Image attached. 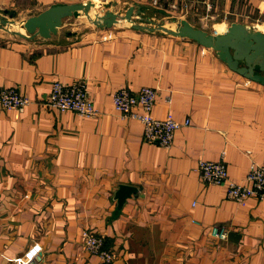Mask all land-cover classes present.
Masks as SVG:
<instances>
[{"label":"crops","instance_id":"obj_1","mask_svg":"<svg viewBox=\"0 0 264 264\" xmlns=\"http://www.w3.org/2000/svg\"><path fill=\"white\" fill-rule=\"evenodd\" d=\"M88 1L152 6L196 27L212 19L213 32L232 22L264 32V0H0V10L28 18ZM112 29L58 42L0 30V89L30 98L22 111L0 104V264H16L35 242L42 251L30 264H101L81 246L84 229L102 235L111 264H264V199L237 203L197 167L223 160L228 179L247 184L251 162L264 164V84L186 37ZM54 81H84L96 115L49 106ZM143 86L156 89L155 118L188 120L169 148L143 140L142 124L114 109L117 89ZM120 184L136 191L118 207ZM212 226L227 239H214Z\"/></svg>","mask_w":264,"mask_h":264},{"label":"built area","instance_id":"obj_2","mask_svg":"<svg viewBox=\"0 0 264 264\" xmlns=\"http://www.w3.org/2000/svg\"><path fill=\"white\" fill-rule=\"evenodd\" d=\"M160 0H152L153 6H158ZM175 8V5H172ZM109 34H104L107 39ZM156 89L143 86L137 91L119 88L113 94L114 109L123 118L138 120L143 126V140L157 143L169 148L173 142L175 131L182 125L171 114L163 119L155 118L152 109L155 104ZM47 104L58 110H72L82 117H94L96 110L89 99L86 83L64 84L54 81L51 86ZM30 103V98L21 93L16 87L0 89V104L6 109L22 111ZM198 172L200 179L206 184H227L226 195L237 203H244L248 198L264 199V164L251 162L247 175V184H237L228 179L226 165L223 160H199ZM210 235L217 240H226L228 230L224 226H212ZM80 243L83 249L97 255L101 264H111L114 252L105 248L104 238L88 229L81 232ZM38 242L31 244L22 254L15 258L16 264H30L41 253Z\"/></svg>","mask_w":264,"mask_h":264},{"label":"water","instance_id":"obj_3","mask_svg":"<svg viewBox=\"0 0 264 264\" xmlns=\"http://www.w3.org/2000/svg\"><path fill=\"white\" fill-rule=\"evenodd\" d=\"M94 3L88 1L83 4H53L36 15L29 16L23 21L22 28L27 34L20 35L33 38L41 36L47 38L61 26L62 19L68 16H78L81 12L96 28L107 29L120 22L119 15L111 10L104 14L95 13L92 17ZM143 6H130L122 17L130 28L144 31H164L173 36L186 37L198 44L213 49L218 57L227 66L240 75L261 84H264V32L254 29L240 22L230 23L224 32H213L196 27L186 19H182L176 29H169L162 24L150 27L138 24L133 20L143 12ZM9 18L16 15V11L3 10ZM0 23L3 25L13 24L14 21L3 18L0 13ZM134 186L120 184L114 193L118 207H121L132 192ZM232 234H229V237Z\"/></svg>","mask_w":264,"mask_h":264},{"label":"rangeland","instance_id":"obj_4","mask_svg":"<svg viewBox=\"0 0 264 264\" xmlns=\"http://www.w3.org/2000/svg\"><path fill=\"white\" fill-rule=\"evenodd\" d=\"M94 3V2H93ZM97 4V5H96ZM94 3L93 10H90V14L93 17L95 13L104 14L106 11L111 10L119 15V18H121L120 22L115 24L112 29V31H118L121 28H129L130 24L127 23L125 20L122 19V17L125 15V12L129 7H126V4L120 3L118 5L109 7V6H101L99 2ZM148 6V5H147ZM135 7V6H134ZM143 12L140 14L139 17L136 15L133 16V20L138 23L145 26H156L157 24H162L163 26H166L169 29H176L179 25L181 18L178 19V14L175 12H171L169 14H165L167 16L163 17L164 13L159 12L154 7H143ZM1 16L3 18H6L7 20L14 21L13 24L10 25H3L0 23V30L1 33L4 34L6 37L16 38L20 35V32L27 34L25 29L22 28L23 21L27 19L25 18L26 14L19 12L13 18H9L8 14H5L3 10H0ZM187 15V14H186ZM212 19H209V21L201 22L199 19H197L195 24L200 25L198 27L208 31L209 33H213L215 28H213L211 24ZM96 27L88 21L86 16L81 12L78 16H68L62 19V24L59 26L55 32L51 33V35L47 38L41 37V36H35L33 38L39 39V40H50L51 38L54 39L56 42L61 41L64 37H66L67 34L72 36L70 40H78L84 37V34L88 32L90 33L91 30L95 29ZM160 33L169 34L164 31H155ZM171 35V34H170ZM89 36V35H87ZM32 38V39H33Z\"/></svg>","mask_w":264,"mask_h":264},{"label":"bare ground","instance_id":"obj_5","mask_svg":"<svg viewBox=\"0 0 264 264\" xmlns=\"http://www.w3.org/2000/svg\"><path fill=\"white\" fill-rule=\"evenodd\" d=\"M258 28H259V29H263V27H259V26H258Z\"/></svg>","mask_w":264,"mask_h":264}]
</instances>
